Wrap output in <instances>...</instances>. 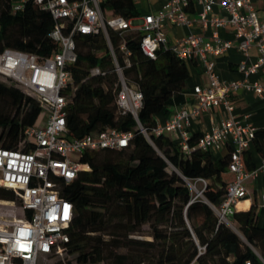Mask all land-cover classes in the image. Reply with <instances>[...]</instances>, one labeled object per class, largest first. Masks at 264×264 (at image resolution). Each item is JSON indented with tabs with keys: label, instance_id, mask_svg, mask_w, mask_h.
<instances>
[{
	"label": "trees",
	"instance_id": "trees-1",
	"mask_svg": "<svg viewBox=\"0 0 264 264\" xmlns=\"http://www.w3.org/2000/svg\"><path fill=\"white\" fill-rule=\"evenodd\" d=\"M15 4L0 0V52L15 49L51 56L58 50L49 39L54 29L51 15L32 0L17 12ZM101 8L108 19L140 15L134 0H102ZM111 36L124 66L118 50L121 38ZM127 42L132 66L124 73L143 94L139 123L117 110V76L104 37L82 36L77 41L78 89L67 109L69 138L83 139L107 129L132 133V138L125 149L86 152L81 162L89 164L90 171L63 185L61 194L74 207L67 255L76 256V264H264V227L259 225L255 199L249 211L234 214L235 228L221 223L215 212L234 179L230 156L215 162L209 151L187 154L168 136L153 135L158 116L167 113L170 100L186 88L187 64L167 50L156 61L146 58L140 36H128ZM94 67L108 75L89 77ZM41 118L34 98L14 84L0 82V147L19 149L25 130ZM200 137L190 136L189 144L196 145ZM252 146L264 158V130L256 131ZM243 160L247 171L256 169L249 150ZM197 179L207 184L202 197L195 198L188 182ZM0 202L18 198L0 188Z\"/></svg>",
	"mask_w": 264,
	"mask_h": 264
},
{
	"label": "built area",
	"instance_id": "built-area-1",
	"mask_svg": "<svg viewBox=\"0 0 264 264\" xmlns=\"http://www.w3.org/2000/svg\"><path fill=\"white\" fill-rule=\"evenodd\" d=\"M27 1L16 3L14 11H21ZM32 1L51 15L54 29L49 39L58 50L51 56L15 49L0 52V78L34 98L42 110L41 121L25 130V141L19 149L0 147V188L13 191L18 198V202L0 203H9L22 213V218L12 224L0 223V264H48L54 259L56 264H65L74 207L62 196L63 185L76 180L81 172L90 171L89 164L81 162L86 152L125 149L132 138V133L115 129L92 133L83 139L68 136L67 109L78 89L74 67L78 63L77 41L82 36L106 40L117 76L115 105L119 113L133 116L138 123L143 94L124 73L132 66L128 36H140V50L150 60L156 61L159 53L167 50L188 67H201L205 83L193 89L195 107L182 109L172 119L157 124L153 135H176L172 141L187 154L196 149L211 152L231 147L229 171L234 179L227 186L223 204L215 208L219 221L230 225L239 204L250 195L248 182L264 176V160L259 168L246 170L243 155L252 147L257 130L236 121L230 97L233 91L245 88L264 99V80L248 81L250 76L264 71V17L259 7L261 4L264 12V0H162L157 11L132 19H108L101 8L102 0ZM169 28H184L187 34L170 42ZM227 28L232 30L234 41L219 35L220 30ZM111 33L121 38L118 50L124 66ZM234 43L245 58L238 66L245 80L222 82L215 71V60L230 52ZM253 49L258 52L255 61L251 59ZM107 75L100 67L89 70V77ZM217 108L227 118L214 122L211 130L191 146V120ZM139 128L151 142L150 135ZM194 183L204 187L207 184L203 179L189 181L191 189ZM202 194L203 191L198 192L195 198ZM261 205L264 207V196Z\"/></svg>",
	"mask_w": 264,
	"mask_h": 264
},
{
	"label": "crops",
	"instance_id": "crops-1",
	"mask_svg": "<svg viewBox=\"0 0 264 264\" xmlns=\"http://www.w3.org/2000/svg\"><path fill=\"white\" fill-rule=\"evenodd\" d=\"M138 12L140 15L155 12L161 7L162 0H136L135 1ZM260 7V15L264 17V12ZM187 34V29L184 28H169L168 35L169 41L183 37ZM210 35V32L208 33ZM219 35L221 38L229 41H234V34L230 28L220 30ZM258 52L253 49L251 51V59L255 61L257 59ZM244 56L238 51L236 44L234 48L227 54L219 57L215 60V71L222 82L244 81L245 76L238 71V66L244 61ZM190 71V78L187 81L186 88L182 93L172 98L169 102V111L167 113L160 114L158 116V124H163L172 119L177 112L186 108H193L196 105L193 89L195 86L204 84L205 78L202 73V69L198 65L188 67ZM264 80V71H260L258 74L252 75L248 78V81L253 83ZM231 100L234 102V117L236 121H239L243 125H250L256 128V130H264V99L259 98L252 91L245 88H240L237 91H233L230 94ZM226 113L221 109H212L204 112L200 117L191 120L188 128L190 136L203 135L210 131L214 122L226 119ZM171 140L177 138L176 135L168 136ZM231 147L227 146L220 151H211L212 158L215 162L225 159L229 156ZM251 160L259 168L264 160L255 148H250ZM249 197L243 200L239 206L237 212H246L252 206L253 199L258 206L260 213L259 225L264 227V207L261 205V198L264 196V176H261L257 181L248 182Z\"/></svg>",
	"mask_w": 264,
	"mask_h": 264
},
{
	"label": "rangeland",
	"instance_id": "rangeland-1",
	"mask_svg": "<svg viewBox=\"0 0 264 264\" xmlns=\"http://www.w3.org/2000/svg\"><path fill=\"white\" fill-rule=\"evenodd\" d=\"M15 3H19L21 0H13ZM131 81V84L135 85V83L129 79ZM0 82H4L6 84H9L8 81L0 78ZM193 186L196 188H192V192L194 194V197H196L198 195V192L203 191L204 189V185L202 183H198L197 185L194 183ZM198 190V192L196 191ZM18 206V205H17ZM22 218V213L20 212V210L18 208L11 206H0V223L2 224H12L16 219H20ZM230 225H232L235 228V224L232 222V219L230 221ZM148 228H146L147 230ZM75 258L76 256H71V255H65L64 256V260H65V264H67V262H72V264H76L75 262ZM58 261L57 259H54L51 261V263L48 264H56ZM64 264V263H62Z\"/></svg>",
	"mask_w": 264,
	"mask_h": 264
},
{
	"label": "bare ground",
	"instance_id": "bare-ground-1",
	"mask_svg": "<svg viewBox=\"0 0 264 264\" xmlns=\"http://www.w3.org/2000/svg\"><path fill=\"white\" fill-rule=\"evenodd\" d=\"M1 205L11 206L9 203H0V206Z\"/></svg>",
	"mask_w": 264,
	"mask_h": 264
}]
</instances>
